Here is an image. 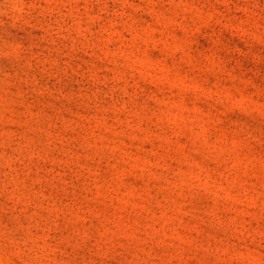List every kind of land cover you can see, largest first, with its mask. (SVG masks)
Returning <instances> with one entry per match:
<instances>
[{
  "label": "rangeland",
  "instance_id": "rangeland-1",
  "mask_svg": "<svg viewBox=\"0 0 264 264\" xmlns=\"http://www.w3.org/2000/svg\"><path fill=\"white\" fill-rule=\"evenodd\" d=\"M0 264H264V0H0Z\"/></svg>",
  "mask_w": 264,
  "mask_h": 264
}]
</instances>
